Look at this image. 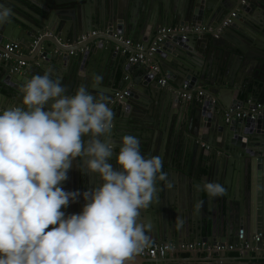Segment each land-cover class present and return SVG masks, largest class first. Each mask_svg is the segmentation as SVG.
Segmentation results:
<instances>
[{"label":"water","instance_id":"95a60500","mask_svg":"<svg viewBox=\"0 0 264 264\" xmlns=\"http://www.w3.org/2000/svg\"><path fill=\"white\" fill-rule=\"evenodd\" d=\"M180 1L8 0L5 6L12 10V15L10 22L0 24V41L5 39L16 43L30 57L25 61L32 67L21 73H11L10 59L0 60V112L12 107H25L21 87L33 76L43 75L47 69L52 70L53 78L61 79L67 94H75L83 81L84 64L95 61L100 50L113 59L115 51L118 52L117 47H121L115 39L101 41L103 37L95 36L83 40L84 45L77 49H86L78 51L75 59V54H67L76 48H64L66 41L80 40L93 27L128 35L133 41L138 40L142 32L141 40L147 48L158 27L209 25L215 31L230 12H236L216 36L203 33L182 38L176 34L162 40L155 53V58L160 56L164 60H160V69L166 73V84L171 93L160 101L147 84V94L160 106L164 107L166 103L167 108L172 109L174 135L183 137L184 145L179 154L171 153L169 139H164L168 129L161 132L160 123H154L156 108L153 104L147 99L137 100L135 93L128 89L120 99L115 96V90L121 91L127 82L124 74L117 81L114 68L101 73L104 84L110 88L102 94L108 98L114 117L122 119L121 123L114 125L112 138L117 130L140 132L141 154L145 158L160 156L163 160L162 171L167 174V179L157 180L154 201L146 208V220L142 219L147 225L149 239L161 243L172 240L182 243L184 240H202L205 234L214 240L218 233L213 217L216 210L221 214L228 213L230 222L225 227L226 235L236 233L240 239L244 237L243 242L256 234L264 239V113L257 111L253 118L249 116L255 103L264 104V43L258 39V34L264 33V17L259 22L246 23V13L251 8L259 7L264 14V0ZM240 23L247 28L239 27ZM9 57L20 59L14 54ZM239 68H243L244 77L237 80L236 86ZM65 70L73 74V81L67 84L64 83ZM154 76L153 73H145L143 80L151 82ZM185 81L190 86L195 83L205 86L207 92H202L199 99L183 101L176 91ZM132 83L146 85L141 79ZM89 90L96 94L92 85H89ZM51 103L48 102L45 110ZM238 111L240 117L235 116ZM150 133L160 134L163 138L161 145L153 147L146 144L145 135L150 139ZM88 138L84 137L85 142ZM119 142L121 144V140ZM163 142L167 143L163 154L165 161ZM120 147L113 144V157L109 160L116 169L119 165L115 155ZM187 147L191 149L188 152ZM83 164V157L73 160L68 179L61 184L65 191H87L91 187ZM207 183H216L224 188L217 204L214 195L204 187ZM237 186L240 193L233 198L232 189L234 187L236 193ZM75 207L76 203L70 201L65 209L71 214L80 213ZM222 256L212 257L211 262L205 264H264V257L248 255L237 258L224 253ZM260 258L262 260L256 261ZM134 260L170 264L159 258L137 257Z\"/></svg>","mask_w":264,"mask_h":264},{"label":"clouds","instance_id":"9594fccd","mask_svg":"<svg viewBox=\"0 0 264 264\" xmlns=\"http://www.w3.org/2000/svg\"><path fill=\"white\" fill-rule=\"evenodd\" d=\"M11 15L0 5V24ZM51 73L23 84L25 107L0 112V264H133L149 243L141 210L153 203L157 180L167 179L162 158H145L138 138L125 134L114 168V113L98 88L103 77H92L95 95L87 84L69 95ZM77 157L99 176L98 187L83 193L61 187ZM204 187L210 195L224 192L216 183ZM81 195L82 211L65 216L62 209Z\"/></svg>","mask_w":264,"mask_h":264},{"label":"crops","instance_id":"0c3cea01","mask_svg":"<svg viewBox=\"0 0 264 264\" xmlns=\"http://www.w3.org/2000/svg\"><path fill=\"white\" fill-rule=\"evenodd\" d=\"M6 2H8V0H2V1H0V5L5 6ZM180 2H181L180 0L179 1L176 0V3H180ZM263 17H264L263 11L261 9H259V7H253L250 9L249 12L246 13V23L259 22L260 19H262ZM165 26H171V25H163L161 27H165ZM173 26H177V24H175ZM161 27H158V29ZM208 27H211V26L208 25ZM239 27H242L245 29L247 28L242 23H240ZM94 29H96V28L93 27L92 30H94ZM158 29H157V31H158ZM157 31H156V33H157ZM210 35H212V34H210ZM238 35H239V37H241V40H244L240 33ZM142 36L143 35L141 32V34L138 35V40H135V42L141 43L144 46V43L141 40ZM258 39H259V42L264 43V33L258 34ZM83 45H84L83 40L77 39V41H72V39H70V40L68 39L66 41V43L63 45V47L64 48H76V50H79L80 48L79 49H77V48L79 46H83ZM83 48L84 47H82V49ZM129 49L131 51L133 50V48H129ZM76 52H78V51H76ZM79 52H82V51L80 50ZM103 53L104 52L100 50L95 61L86 62V64H84L85 69L82 70V72H83V74H86V76L83 78L82 84H87L88 86L92 85L93 75H97V74L100 75L101 73H104L106 70L110 69L111 67L115 69L114 72H115V78L117 81L120 79L122 74H124L127 78V82L121 91H118V90L117 91L118 92H124L125 90L128 89V90L133 91L135 93L134 95H135L137 100L147 99L151 104L154 105V107L156 108V111L154 113V118L156 119V122H154V123H160L161 132L164 131V128H165V130H166V128L169 130V131L168 130L166 131L165 135H167V136H165L164 139H166V138L169 139L168 147L171 148V153L174 152V153L179 154L181 152L180 151L181 147H183V145H184L182 142L183 137L174 135L175 128L172 126V121H173L175 116L172 113V109L167 108L166 103H165L164 107L160 106L158 104L157 100L150 99L148 94H147V91H148L147 84H148V87H150V89L153 91V95H155V98L160 99V101H164V99L168 97L167 95L171 93V88H169L168 85L162 86L158 83V80L160 78L165 77V75H166V73H164V71L161 72V69H160L161 68L160 67V60H163V58H160V56L155 58V53H154L152 56L147 58L146 63L131 64L128 62L127 55L122 54L119 50H118V52L115 51V55L113 56V59L110 58L109 54H103ZM78 54L75 53V55L73 56L74 59H75V57L78 56ZM14 57H16L17 59L20 58V59H24V60H27L28 58H30L27 56V54L24 52L23 49L22 50L20 49V51L18 53H16L14 55ZM0 60H5V59L0 58ZM14 60L15 59H10L12 66L14 65ZM148 65H156L159 68V71L156 74L153 73L155 76L151 80V82H148V81L146 82L143 80V75L145 73L149 72ZM31 67H32L31 63H27L26 71L29 70ZM170 70H173V69H170ZM238 70H239L240 76L238 74V76H236L237 79L235 78L236 81L234 84L236 86H238V83H236V82H238L239 79L242 80L244 77V76H242L243 75L242 74L243 68H239ZM144 71H145V73H144ZM10 72L12 73V68H11ZM63 76H64V83L67 84V83L73 81V74L70 73V70H65ZM136 79H138V80L141 79V81L143 83H145L146 85H144L142 83L133 84L132 82ZM178 80L179 79L177 78L176 81H178ZM191 87H192L191 90H194V91L201 90L203 93L207 92V87L199 86L196 83L194 85H192ZM98 88H99L100 93H103V94H106L105 92L110 89L104 84V81L98 86ZM117 91L115 90V93ZM179 98H181V97H179ZM181 99H183V98H181ZM183 101H185V99ZM108 104L110 107V103H108ZM140 105L143 106L142 104H140ZM131 108H133V107H131ZM143 108L147 109L148 107L146 105V106H143ZM146 114L147 113L144 112V115H146ZM124 121H125V119H124ZM121 122H122V119H120V117H114V125L117 123H121ZM125 134L133 135V136L137 137L139 141H141V139H142L141 138L142 135L140 134V132H136V131L135 132H124L121 130H117V131H115L114 137L113 138L111 137L113 144L116 146L121 145L119 140H121V137ZM150 134H151L150 139L147 138V136L145 135V138L147 139L146 144L149 143L153 147H156L158 144H160L162 142L163 138H160V134H158V133H155V135L153 133H150ZM174 137H176V139L173 140ZM83 139H84V137H83ZM166 145H167V143L163 142L162 147L164 148V151L162 153V156H163V154L166 153L165 152L166 151L165 150ZM185 148H186V146H185ZM207 148L208 147H206V149ZM190 150L191 149H188V147H187V152ZM219 154H220V152H218V155ZM190 155L191 154L189 152L188 156L190 157ZM165 160L166 159L164 157V161ZM83 169H85L84 164H83ZM86 173L88 175L87 177H88L89 181H91V187L88 190H92V189L98 187L102 183V181L100 180V178L97 174L91 173L87 170H86ZM238 190H239V187L237 186V191ZM232 191L234 194L233 198H235V194L238 195V193H240V190H239V192L236 191V193H234V187H233ZM79 192L83 193L84 191L79 190ZM218 199H220V195H214L215 204L218 203V201H217ZM75 203H76V207H75L76 210L81 212L82 207L86 203V201L83 199V196L81 195L77 198V202L75 201ZM73 206H74V203H73ZM62 211L65 213V216H68L69 214H71L65 208H63ZM146 212H147L146 209L141 210V219L146 220V218H144V215ZM213 217H214L215 221L217 222V232H218L215 235L214 240L211 239L212 237L207 238L206 235L203 234L202 238H204V239L198 240V241H204V242H206V244L220 243L223 245H229V244H235V243L243 242L242 240H244V237H242L240 239V237L236 233H233V236H228L225 234L227 231V229L225 227L230 222V219H229L227 212L221 214L218 210H216L213 214ZM198 241H196V240H184V241H182V243H192V242H198ZM169 242L176 243V241H174V240L169 241ZM149 243L153 244V243H161V242L155 241L153 239H149ZM176 244H180V243H176ZM137 257H140V256H135V258H137ZM212 257L216 258V256H211V255L204 256V255H201L200 253L196 254L195 252H187V253H178L177 252V253H168L165 257L159 258V259L165 260V261L169 262L170 264H198V263H204L205 264L207 262H211L210 260ZM133 264H148V263L142 262L141 260L140 261L134 260Z\"/></svg>","mask_w":264,"mask_h":264},{"label":"built area","instance_id":"2783aa9c","mask_svg":"<svg viewBox=\"0 0 264 264\" xmlns=\"http://www.w3.org/2000/svg\"><path fill=\"white\" fill-rule=\"evenodd\" d=\"M236 12H231L229 17L224 19L219 26L224 27L229 24L230 19L234 18ZM220 28H217L215 31L211 27L204 25L197 26H165L158 29L156 36L152 40L151 44L145 48L143 44L133 41L130 37L125 36L123 34L117 33L115 31H111L110 29H94L88 32L86 35H83L80 40H86L91 37L100 36L103 37L100 40H104L107 38L115 39L118 43L121 44V47H117V49L122 53L127 55L128 62L131 64L136 63H146L147 58L156 53L159 48L160 43L167 37H172L173 35L179 34L182 38H187L190 34L200 36L203 33H209L213 36H216L217 31H220ZM129 48H133L131 51ZM0 58L4 59H12L9 55H15L20 51V47L8 40L0 41ZM84 51V48H80L79 50H70L67 54H75L76 51ZM27 63L24 59L14 60V65L12 66V71L24 72L26 70ZM149 72L156 74L159 71L158 66L156 65H148ZM158 83L162 86H166L165 77L160 78ZM191 86L189 82L185 81L178 88L177 95L186 100L199 99L202 95L201 90H191ZM127 94L124 92H116L115 96L120 99L123 95ZM252 114H250V118L254 117V114L257 111H263L264 113V104L255 103L254 107L250 108ZM245 114V113H244ZM236 117H240L241 113L235 112ZM229 117H226L228 120ZM261 242L260 246L257 243ZM187 253V252H195L196 254L200 253L204 256H219L223 253H237L239 256H245L246 254H251L255 256H261L264 253V241L261 240L260 235H254L251 241L240 243V244H206L204 241L192 242V243H180V244H172V243H148V245L144 248V250L137 254L143 258H163L168 253Z\"/></svg>","mask_w":264,"mask_h":264},{"label":"flooded vegetation","instance_id":"af4514ba","mask_svg":"<svg viewBox=\"0 0 264 264\" xmlns=\"http://www.w3.org/2000/svg\"><path fill=\"white\" fill-rule=\"evenodd\" d=\"M168 243H171V242H168ZM172 244H176V243H172ZM230 257H235V256H233V255H230Z\"/></svg>","mask_w":264,"mask_h":264},{"label":"bare ground","instance_id":"6f19581e","mask_svg":"<svg viewBox=\"0 0 264 264\" xmlns=\"http://www.w3.org/2000/svg\"><path fill=\"white\" fill-rule=\"evenodd\" d=\"M92 38V37H91ZM86 48H84V50H85Z\"/></svg>","mask_w":264,"mask_h":264}]
</instances>
